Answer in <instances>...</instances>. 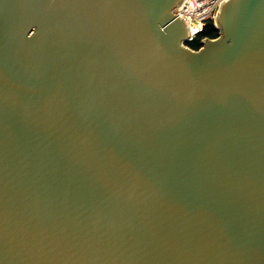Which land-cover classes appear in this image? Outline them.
Returning a JSON list of instances; mask_svg holds the SVG:
<instances>
[{
  "label": "water",
  "instance_id": "obj_1",
  "mask_svg": "<svg viewBox=\"0 0 264 264\" xmlns=\"http://www.w3.org/2000/svg\"><path fill=\"white\" fill-rule=\"evenodd\" d=\"M182 2L0 0V264H264V0Z\"/></svg>",
  "mask_w": 264,
  "mask_h": 264
},
{
  "label": "built area",
  "instance_id": "obj_2",
  "mask_svg": "<svg viewBox=\"0 0 264 264\" xmlns=\"http://www.w3.org/2000/svg\"><path fill=\"white\" fill-rule=\"evenodd\" d=\"M225 0H183L177 8L176 14L188 25L190 31L189 41L194 40L203 30L208 21H213Z\"/></svg>",
  "mask_w": 264,
  "mask_h": 264
},
{
  "label": "trees",
  "instance_id": "obj_3",
  "mask_svg": "<svg viewBox=\"0 0 264 264\" xmlns=\"http://www.w3.org/2000/svg\"><path fill=\"white\" fill-rule=\"evenodd\" d=\"M218 35L219 31L211 20L205 23L202 32L194 40L188 41L187 45L192 49L197 50L201 47V41L204 38H216Z\"/></svg>",
  "mask_w": 264,
  "mask_h": 264
}]
</instances>
